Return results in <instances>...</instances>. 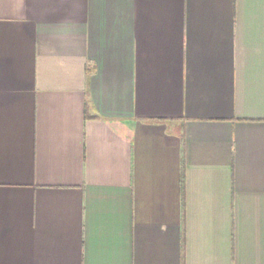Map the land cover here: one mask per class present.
I'll list each match as a JSON object with an SVG mask.
<instances>
[{
    "label": "crops",
    "instance_id": "obj_1",
    "mask_svg": "<svg viewBox=\"0 0 264 264\" xmlns=\"http://www.w3.org/2000/svg\"><path fill=\"white\" fill-rule=\"evenodd\" d=\"M0 264H264V0H0Z\"/></svg>",
    "mask_w": 264,
    "mask_h": 264
}]
</instances>
